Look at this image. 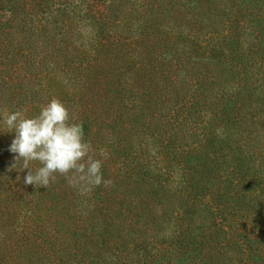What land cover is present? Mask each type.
<instances>
[{
	"label": "trees",
	"instance_id": "obj_1",
	"mask_svg": "<svg viewBox=\"0 0 264 264\" xmlns=\"http://www.w3.org/2000/svg\"><path fill=\"white\" fill-rule=\"evenodd\" d=\"M52 98L113 183L0 132V264H264V0H0V113Z\"/></svg>",
	"mask_w": 264,
	"mask_h": 264
},
{
	"label": "clouds",
	"instance_id": "obj_2",
	"mask_svg": "<svg viewBox=\"0 0 264 264\" xmlns=\"http://www.w3.org/2000/svg\"><path fill=\"white\" fill-rule=\"evenodd\" d=\"M27 111L0 113V132H15L9 149L15 154V163L9 170L28 169L25 185L48 188L59 175L85 195L95 187L113 183L104 179L102 172L107 152L102 149L97 154L85 140L82 125L62 101L52 98L35 116H28Z\"/></svg>",
	"mask_w": 264,
	"mask_h": 264
}]
</instances>
